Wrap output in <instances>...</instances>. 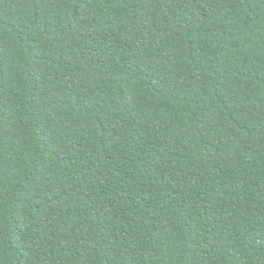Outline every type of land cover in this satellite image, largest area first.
Returning a JSON list of instances; mask_svg holds the SVG:
<instances>
[{"label": "trees", "instance_id": "obj_1", "mask_svg": "<svg viewBox=\"0 0 264 264\" xmlns=\"http://www.w3.org/2000/svg\"><path fill=\"white\" fill-rule=\"evenodd\" d=\"M0 264H264V0H0Z\"/></svg>", "mask_w": 264, "mask_h": 264}]
</instances>
